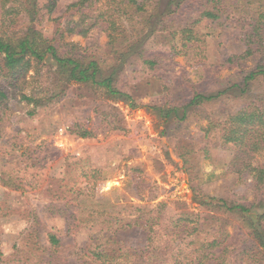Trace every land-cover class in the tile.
<instances>
[{
    "label": "rangeland",
    "instance_id": "rangeland-1",
    "mask_svg": "<svg viewBox=\"0 0 264 264\" xmlns=\"http://www.w3.org/2000/svg\"><path fill=\"white\" fill-rule=\"evenodd\" d=\"M76 1L60 0L52 18L61 17ZM199 5L152 32L141 23L144 19L157 20L159 13L154 17L150 4L146 13L137 16L133 27H128L131 42L138 38L142 42L139 50L145 55L161 56L164 66L155 73L142 66L137 54L128 59L121 72V85L133 96L135 107L122 100H108L82 85H71L60 100L31 115L34 105L23 96L37 91L48 76L33 78L30 71L26 83L20 85L0 66V87L7 93V98L0 101V252L4 261L0 264H22L17 261L20 253L33 246L23 237L35 219L33 210L38 211V244L45 245L46 232L62 240L59 254L50 256L45 252L39 264L83 263L82 248L88 244L90 232L68 233L63 220L42 212L50 204H62L48 189L58 186L57 182L76 168L84 167L88 173L80 178L83 194L76 203L80 209L130 219L126 214L133 209L129 207L158 210L161 204L168 217L201 210L207 224L232 227L231 219L198 208L209 199L234 200L250 195V180L230 168L234 149L211 127L213 122L224 121L264 96V82L252 83L244 97L229 92L215 102L191 107L184 121L173 117L163 122L157 108L186 105L193 88L211 93L241 83L263 56L233 66L223 63L245 51L242 26L248 29L259 6L247 5L244 0H221L218 8L226 20L218 24L211 20L197 22ZM190 26L200 41L184 46L182 31ZM43 30L45 36L52 37L56 26L45 23ZM67 41L78 42L88 57L107 63L112 59L107 35L102 31ZM48 64L52 67L53 63ZM104 117L107 121L117 120L122 130L109 131L100 124ZM78 123L96 125L95 138L81 139L72 134ZM254 164H264V152L256 156ZM13 183H22L24 190ZM119 239L120 246L137 252L146 246V233L140 227L121 232ZM258 260L264 264V254Z\"/></svg>",
    "mask_w": 264,
    "mask_h": 264
},
{
    "label": "trees",
    "instance_id": "trees-1",
    "mask_svg": "<svg viewBox=\"0 0 264 264\" xmlns=\"http://www.w3.org/2000/svg\"><path fill=\"white\" fill-rule=\"evenodd\" d=\"M59 1L0 0L2 71L14 77L20 85L26 83L30 71L34 73L33 78L48 76L47 82L37 91L23 96L28 104L34 105L31 115L38 108L60 100L71 85H82L108 100H122L135 107L133 96L124 91L121 85V72L128 59L137 54L142 66L151 72L164 70L161 56L145 55L139 50L142 42L138 38L131 42L128 35V27H133L134 22L138 21L137 16L146 13L150 4L154 17L159 13L157 20L155 23L150 19L140 22L145 24L144 29L150 26L147 28L153 29L152 32L163 29L179 13L185 16L199 4L197 22L211 20L223 24L226 20L221 8H218L221 0H78L70 4L61 17L52 18ZM244 2L259 6L248 29L244 30L242 26L245 51L240 56L230 57L223 64L233 66L257 55H262L263 59L241 83L211 93H202L193 88V96L186 105L157 108L163 122L173 117L184 121L191 107L215 102L229 92L237 98L244 97L249 94L252 83L264 82V0ZM45 23L56 26L52 37L45 36ZM192 27L182 31L184 46L200 41ZM96 30L107 35L112 56L108 63L88 57L78 42L67 41L73 36L86 38ZM49 61L53 63L52 67ZM6 98L7 93L0 87V101ZM107 119L104 117L100 124H105L109 131L122 130L117 120ZM74 126L72 134L77 137L95 138L96 125L78 123ZM212 129L218 130L223 142L235 151L230 163L231 170L250 180V195L236 196L234 200L209 199L198 204V208H206L211 213L231 219L234 224L230 229L217 223L207 224L201 210L168 217L163 213L161 204L158 210L129 207L133 209L126 214L130 219L108 212L80 209L76 205L83 194V188L79 186L82 183L80 178L88 175L84 167L70 169L65 179L57 182L58 186L48 189L62 204H50L42 212L63 220L68 233L73 230L90 232L89 242L82 248V264H260L258 256L264 254V164L255 165L254 161L258 154L264 152V96L224 121L213 122ZM80 162H76V165H80ZM76 170L77 174H74ZM91 177L94 179L95 175ZM13 185L24 190L22 183L20 187L16 183ZM33 215L35 219L23 237L34 244L25 253H20L17 261L22 264H39L45 252L57 256L62 248L61 237L53 232H46L44 246L38 244V211L33 210ZM138 227L146 233L145 248L137 252L120 246V233ZM117 246L120 247L116 250Z\"/></svg>",
    "mask_w": 264,
    "mask_h": 264
}]
</instances>
